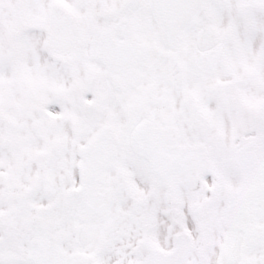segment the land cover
I'll use <instances>...</instances> for the list:
<instances>
[{
    "label": "snow or ice",
    "instance_id": "snow-or-ice-1",
    "mask_svg": "<svg viewBox=\"0 0 264 264\" xmlns=\"http://www.w3.org/2000/svg\"><path fill=\"white\" fill-rule=\"evenodd\" d=\"M0 264H264V0H0Z\"/></svg>",
    "mask_w": 264,
    "mask_h": 264
}]
</instances>
